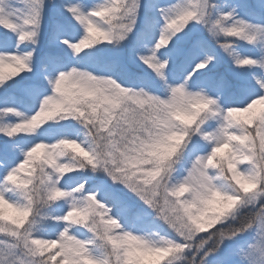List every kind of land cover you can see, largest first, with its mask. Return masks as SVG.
Here are the masks:
<instances>
[{"label": "snow or ice", "instance_id": "1", "mask_svg": "<svg viewBox=\"0 0 264 264\" xmlns=\"http://www.w3.org/2000/svg\"><path fill=\"white\" fill-rule=\"evenodd\" d=\"M0 264H264V0H0Z\"/></svg>", "mask_w": 264, "mask_h": 264}]
</instances>
